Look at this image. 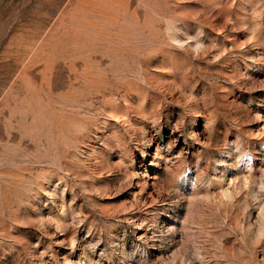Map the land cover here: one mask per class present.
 Here are the masks:
<instances>
[{
	"label": "rangeland",
	"instance_id": "1",
	"mask_svg": "<svg viewBox=\"0 0 264 264\" xmlns=\"http://www.w3.org/2000/svg\"><path fill=\"white\" fill-rule=\"evenodd\" d=\"M0 264H264V0H0Z\"/></svg>",
	"mask_w": 264,
	"mask_h": 264
}]
</instances>
